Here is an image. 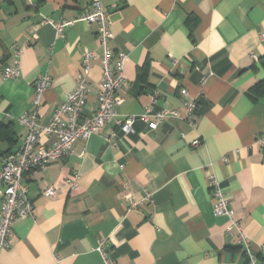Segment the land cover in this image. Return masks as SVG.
<instances>
[{"label":"crops","instance_id":"1","mask_svg":"<svg viewBox=\"0 0 264 264\" xmlns=\"http://www.w3.org/2000/svg\"><path fill=\"white\" fill-rule=\"evenodd\" d=\"M91 1L0 0V126L15 131L12 152L27 135L19 120L34 110L35 82L50 77L39 111L47 125L89 52L99 58L88 74L84 114L96 111L104 53L98 26L74 23L58 36L44 23L75 22ZM101 1L113 57L127 56L119 114L141 115L154 92L157 109L183 112L186 89L198 103L196 126L171 119L150 131L138 121L124 135L106 124L76 142L70 156L25 175L33 213L13 226L0 264H105L100 241L117 264H264V98L248 94L264 79V0ZM19 51L20 77L5 79ZM8 150L0 141V153ZM210 175L229 198L232 218L215 215ZM50 186L61 191L48 199L42 193ZM233 222L251 255L237 228L226 233Z\"/></svg>","mask_w":264,"mask_h":264},{"label":"built area","instance_id":"2","mask_svg":"<svg viewBox=\"0 0 264 264\" xmlns=\"http://www.w3.org/2000/svg\"><path fill=\"white\" fill-rule=\"evenodd\" d=\"M108 15L101 0H92L90 6L75 22L59 23L52 19L44 21L57 30L58 36H63L64 29L74 23L98 26V41L104 53L101 57L103 72L97 96V109L90 116L84 114L90 91L88 74L92 61L99 58L96 52H89L83 56V71L77 78L75 89L59 106L47 125L40 123L39 111L43 105L44 94L50 86V77L45 75L35 82L34 110L24 114L19 120L27 131L26 138L18 150L0 155V254L12 246L15 223L33 213L34 203L29 198L28 187L22 183L25 175L44 172L53 163L70 156L76 142L86 141L91 136L99 134L106 124L120 127L124 135L135 133L134 126L138 121L145 123L150 131L157 130L171 119H182L190 126H196L198 103L190 97L186 89L181 91L186 99L183 112L166 108L157 109L159 94L154 92L151 95V105L141 115L122 117L119 114L118 108L124 102L121 93L127 87L125 78L127 56L120 53L113 57L109 48L113 35ZM21 54L22 51H19L12 64L4 67L5 79L20 77ZM253 58L256 59L255 56ZM41 135L49 137L51 142L47 145L43 144ZM259 143L264 145V139H259ZM200 144V140L192 143L194 147ZM67 183L73 188L77 185L75 181L69 180ZM207 184L217 199L214 206L215 215H227L232 218L233 212L229 208V198L219 180L214 175H210ZM60 191L61 186H50L43 191L42 195L51 199L56 197ZM130 202L132 209L137 207V203ZM235 228L239 230L242 241L246 243L248 254L251 255L246 237L236 222L226 229V233L231 234ZM96 250L102 255L105 264H117L109 258L102 241L99 242ZM57 264H60L59 261Z\"/></svg>","mask_w":264,"mask_h":264},{"label":"trees","instance_id":"3","mask_svg":"<svg viewBox=\"0 0 264 264\" xmlns=\"http://www.w3.org/2000/svg\"><path fill=\"white\" fill-rule=\"evenodd\" d=\"M261 64L264 66V58H261ZM248 94L255 100L264 98V79L252 87ZM14 134V130L0 126V141H5L9 145V150L6 153H0V155L12 153V148L15 146V140L13 139Z\"/></svg>","mask_w":264,"mask_h":264}]
</instances>
